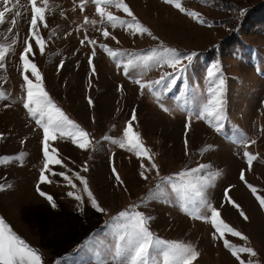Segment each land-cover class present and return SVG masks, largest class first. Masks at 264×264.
<instances>
[{
  "label": "rangeland",
  "instance_id": "1",
  "mask_svg": "<svg viewBox=\"0 0 264 264\" xmlns=\"http://www.w3.org/2000/svg\"><path fill=\"white\" fill-rule=\"evenodd\" d=\"M125 2L152 36L133 35L126 26L112 28L106 18L101 22L92 0H86L83 8L81 0H49L45 21H38L33 30L30 0H9L7 5L0 0V10L13 9L0 24V45L10 49L3 62L5 67L0 69V89L8 93L6 99H0V157H21L0 163V185L5 186L0 191V217L37 250L41 264H117L113 259L115 247L124 243L119 235L124 231L122 225L127 223L118 214L125 210L151 216L148 226L159 238L193 245L199 252L194 264H239L231 251L223 247V239L238 247H251L257 253L255 257L241 253L245 264L249 259L264 264V207L256 199V195L264 196V0H231L239 5V14L243 11V15L229 11L223 0H181L188 11L200 14L204 24L165 0ZM37 6L44 7L43 0H38ZM105 10L131 19L114 6ZM17 11L21 16L14 17ZM248 13V18L256 15L259 19L251 27L246 21H252L246 19ZM227 18H231L233 25L222 21ZM93 20L97 23L92 24ZM105 29L109 37L103 35ZM33 31L45 42L43 54L35 44ZM92 40L96 43H89ZM28 43L33 46L29 59L41 71L45 90L89 134L91 141L89 148L80 149L71 138L57 134V139L49 142V151L62 164L50 165L51 171L44 170V182L39 180L44 164L43 129L23 107V75L35 82L30 69L24 73L19 59ZM101 44L122 50L125 55L114 60ZM162 46L198 54L186 72L175 73L179 77L176 86L162 97L171 115L159 107L148 89H141L135 82L157 80L164 72H171V68L150 64L131 68L128 75L123 71L129 55H145ZM213 64L218 65V74L226 81L224 127L220 132L207 119L195 117L208 95L207 70ZM189 110L193 113L190 121ZM133 112V130L140 133L151 161L147 157L137 158L127 148L121 149L112 142L122 138ZM241 140L245 143L241 144ZM244 151L256 156L251 167ZM153 161L158 171L151 169ZM201 164L208 165L201 174L219 173L206 188L207 200L219 210L220 218L247 236V240L230 233L214 238L215 229L210 221L184 212L181 193L173 192L170 182H162L163 177L172 176L175 180L179 171ZM113 166L123 183L115 179ZM59 172H65L76 187L72 188ZM77 172L87 181L103 212L91 206ZM140 172L148 178L145 180ZM248 184L257 189L256 194ZM37 185L53 197L55 208L39 195ZM158 185H162L163 191ZM226 189L239 209L226 200ZM69 191L74 196H68ZM75 195L81 196V200L77 201ZM193 207L189 204V211ZM241 211L248 219L240 215Z\"/></svg>",
  "mask_w": 264,
  "mask_h": 264
},
{
  "label": "snow or ice",
  "instance_id": "2",
  "mask_svg": "<svg viewBox=\"0 0 264 264\" xmlns=\"http://www.w3.org/2000/svg\"><path fill=\"white\" fill-rule=\"evenodd\" d=\"M3 4L7 5L9 0H2ZM86 0H81V7L83 8ZM96 6V12L99 13L102 18L101 22H105L103 18H106V22L111 25L112 28L124 27L131 30L132 34L137 33L144 34L147 33L152 36L151 31L137 20L129 5L125 0H92ZM49 0H43L44 7L37 6L38 0H30L31 4V28L35 30L37 28L38 21H45V11ZM165 3L169 5H174L176 9L180 12H184L196 19L199 23L204 24L205 21L200 19V14L195 11H188L182 6L181 0H165ZM104 5V7H101ZM108 6H114L116 9H122L130 20L123 19L120 16L114 15L110 11L105 9ZM13 9L9 7H4L0 10V24L5 22L6 14L12 12ZM243 15V11L241 12ZM21 16V12L17 11L14 13V17ZM15 18L13 23L15 24ZM85 22H88V18L85 17ZM92 24H96L95 20L91 21ZM47 27V24L44 25ZM11 31V29H9ZM103 35L109 37L110 33L105 29L103 30ZM32 36L35 38V44L39 46V52L41 54L45 51V42L41 38L38 32L33 31ZM153 39L156 37L153 36ZM83 44L84 41H81ZM89 43L95 44L94 40L89 41ZM163 44V42H161ZM101 48L107 52L109 57L114 60L117 57L124 56L125 53L122 50H114L107 44H101ZM10 49L4 45H0V69L5 67L3 63L5 61L6 53ZM33 52V46L28 43L27 46L23 48V52L20 54L19 59L23 63L24 73H28L30 69V75L35 78H29V75H23L22 87L26 91V98L23 99V107L27 110L30 117L35 119V123L43 129V158L44 164L40 171L39 180L44 182L47 180L44 170H50V165H61L62 160L57 158L55 155L50 154L49 142L57 139V134L61 137L71 138L73 144H78L80 149H87L91 146V141L89 139V134L78 125L75 121L71 120L64 111L58 107L52 98L49 96L48 92L44 88L42 73L38 69L37 64L29 59L30 53ZM96 52L93 50L92 56H95ZM198 58V54L195 51L182 53L173 47L162 46L160 48H154L145 55H129L127 62L123 65V71L125 75L129 74V69L135 68L138 65L142 66H165L167 65L172 69L171 72H164L159 79L154 81H148L146 83L141 80H136L135 82L140 85L141 89H148L156 99V103L159 107L166 113L171 115V110L165 106L163 103L164 93L171 92L177 84L179 79L175 73L179 72L183 74L192 66L194 59ZM88 63L92 64V59L89 58ZM95 67L92 68V72H95ZM219 68L217 64L211 65L207 70V78L209 79V87L207 88V96L204 97V102L201 104L199 109L195 112L196 119H207L209 124L215 127L217 132H220L224 127V91L226 81L222 75H219ZM8 93L4 89H0V99H6ZM89 104H92L91 99L88 100ZM192 111L189 110L188 121L192 118ZM136 116L133 112L131 120L127 122V126L123 129V136L120 139H112L111 137H106V139H112L114 144H118L119 148L125 149L129 152H133L137 158L147 157L150 161L152 157L149 155V150L145 148L141 138L140 133L133 130L132 120H135ZM244 144L245 141H239ZM255 143V141H251ZM185 147L187 148V140H185ZM55 153L56 149H52ZM244 157L247 158V164L249 167L253 164L256 156L248 151L243 152ZM23 156V153H21ZM21 157L4 156L0 157V163H7L12 160H19ZM141 167L144 164L141 163ZM151 169H156L158 171V165L153 161L150 165ZM208 168V165L201 164L196 168L181 170L175 174L176 179L174 180L172 176L163 177V181L170 182L171 190L173 192L181 193L182 203L181 207L184 212L193 216L195 219L210 221L211 225L214 227L215 232L213 233L214 238H223L225 233H230L233 237H242L247 240V236H242V233L235 228L229 226L224 220L220 218L219 210L213 206L206 198V188L211 185L216 176V173H209L207 175L201 174L202 169ZM87 171V168L84 169ZM112 172L114 173L115 179L123 183L120 179L119 174L116 172L115 167H112ZM60 176H64L68 184L72 188L76 187L72 179L69 178L65 172L57 173ZM141 177L145 180L148 178L145 172L139 173ZM76 177L83 183V190L87 193L90 198L91 206L97 210L103 212L104 209L101 208L94 198L93 193L89 190L88 183L83 176L78 172L75 173ZM240 179L243 181L245 179L244 172L241 171ZM253 194L257 193V189L251 184L247 185ZM5 186L0 185V191L4 190ZM157 188L163 191L162 185H158ZM37 192L41 197H46V199L51 203L53 208L56 207L54 199L51 195L46 194L40 190L39 185H37ZM228 190H225V198L229 201L235 208L239 209L240 205L237 204L230 196L227 194ZM68 196H74L72 191L67 193ZM77 201L81 200V196L75 195ZM261 207H264V196L256 195ZM144 201L142 200L141 203ZM189 204L194 205L193 209L189 211ZM240 215L244 219L248 217L240 212ZM118 218H124L127 223L122 225L124 231L119 235V240L124 241V243H117L115 247V253L113 259L116 260L117 264H194V261L199 256V252L196 248L186 242L180 241H169L164 240L156 236L149 228L148 224L152 219L151 216L140 211H121L118 214ZM219 234L217 237L216 234ZM223 247L231 251V255L235 257L239 264H245V261L240 258L241 253H249L252 257H255L257 253L251 247H238L237 245L231 243L228 239H223ZM0 264H41V256L38 254L37 250L31 247L25 242L4 220L0 217ZM103 264V261L100 262ZM247 264H258V262L249 259Z\"/></svg>",
  "mask_w": 264,
  "mask_h": 264
},
{
  "label": "trees",
  "instance_id": "3",
  "mask_svg": "<svg viewBox=\"0 0 264 264\" xmlns=\"http://www.w3.org/2000/svg\"><path fill=\"white\" fill-rule=\"evenodd\" d=\"M231 0H223V5H224V7H226L229 11H232L234 14H238V15H241V14H239L240 13V11H241V9L239 10V5H237L236 4V2H234V4H232L231 2H230ZM253 12H255V14H256V10L255 11H253ZM254 14V13H253ZM254 14V15H255ZM248 15H249V13L246 15V19L248 18ZM248 19H252V21L250 22V20H246L247 22H249V27H251V25H253V23H255L256 21H258L259 19L256 17V15H255V17L253 16V15H251V16H249V18ZM222 21H226V22H228V23H230V25H233L232 23V20H231V18H227V19H225V20H222ZM262 24H264V20H263V22H262ZM248 25V24H247Z\"/></svg>",
  "mask_w": 264,
  "mask_h": 264
},
{
  "label": "bare ground",
  "instance_id": "4",
  "mask_svg": "<svg viewBox=\"0 0 264 264\" xmlns=\"http://www.w3.org/2000/svg\"><path fill=\"white\" fill-rule=\"evenodd\" d=\"M149 167V166H148Z\"/></svg>",
  "mask_w": 264,
  "mask_h": 264
}]
</instances>
